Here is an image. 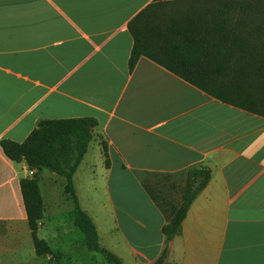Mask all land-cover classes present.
<instances>
[{"label":"crops","instance_id":"1","mask_svg":"<svg viewBox=\"0 0 264 264\" xmlns=\"http://www.w3.org/2000/svg\"><path fill=\"white\" fill-rule=\"evenodd\" d=\"M155 1L0 0V141L22 142L41 120L92 118L97 125L73 187L90 217L79 183L88 198L106 193L104 246L123 264H153L164 249L161 264H264V117L210 97L145 57L128 71L127 25ZM89 151L96 162L87 166ZM198 168L209 179L180 234L167 241L165 215ZM32 176L0 148V264H24L22 229L30 230L19 184ZM41 200L37 232L46 230L50 207ZM50 250L29 252L49 262ZM62 258L56 253L57 263Z\"/></svg>","mask_w":264,"mask_h":264},{"label":"trees","instance_id":"2","mask_svg":"<svg viewBox=\"0 0 264 264\" xmlns=\"http://www.w3.org/2000/svg\"><path fill=\"white\" fill-rule=\"evenodd\" d=\"M263 5L264 0H156L127 25L132 38L128 71L145 57L210 97L264 117ZM96 125L92 118L41 120L22 142L1 140L0 148L12 162L63 177V193L73 203L72 224L87 250L101 254L107 264H123L99 245L95 225L80 208L72 182ZM208 179L206 168L188 174L179 204L165 215L162 233L167 241L180 234L190 203ZM19 186L34 252L50 255L49 246L36 235L43 217L36 174ZM145 189L158 206L157 197ZM165 255L166 249L153 264H161Z\"/></svg>","mask_w":264,"mask_h":264},{"label":"rangeland","instance_id":"3","mask_svg":"<svg viewBox=\"0 0 264 264\" xmlns=\"http://www.w3.org/2000/svg\"><path fill=\"white\" fill-rule=\"evenodd\" d=\"M84 159L85 165L87 166L96 162V157L91 151L88 152ZM49 173V171L43 170L41 174L36 176L40 195L45 203L50 204V207L47 208L46 216L43 218L46 230L39 229L37 237L49 241L54 259L49 262L46 261L44 257H40L39 260L36 258V260H33V255L29 252V249L33 248V245L31 244L32 239L27 233L24 234L26 230L22 229L23 234L21 237L27 242L26 245L21 247V254L18 257V261L24 264H107L101 254L87 250L83 243L81 232L72 224L73 203L63 193L65 179L56 175L54 179L55 181L50 182L47 178ZM79 191L82 207L89 212L91 217L97 223L100 234V240L98 239L99 245L108 250L104 246L105 242L102 232V211L104 204L107 207L108 202L106 193L103 190H97L94 199L88 198L86 192L83 190V184L81 183H79ZM49 192L52 193V195L48 197L47 193ZM69 211L71 212L69 213ZM58 252L64 255V258L57 263L56 253Z\"/></svg>","mask_w":264,"mask_h":264},{"label":"built area","instance_id":"4","mask_svg":"<svg viewBox=\"0 0 264 264\" xmlns=\"http://www.w3.org/2000/svg\"><path fill=\"white\" fill-rule=\"evenodd\" d=\"M34 172H35V170H33V169H29V174H30V176H32V175L34 174Z\"/></svg>","mask_w":264,"mask_h":264}]
</instances>
